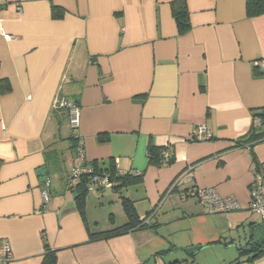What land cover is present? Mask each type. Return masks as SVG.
I'll use <instances>...</instances> for the list:
<instances>
[{
	"label": "crops",
	"instance_id": "1",
	"mask_svg": "<svg viewBox=\"0 0 264 264\" xmlns=\"http://www.w3.org/2000/svg\"><path fill=\"white\" fill-rule=\"evenodd\" d=\"M172 1L0 0V81L8 88L0 94V246L8 244L9 264H42L45 245L55 264H264V256L240 255L264 241L248 191L254 163L264 168V141L232 147L264 109V14L247 17L245 0H185L190 28L178 35ZM52 6L64 10L61 19ZM59 95L79 103L88 164L142 174L120 191L89 186L111 211L104 229L126 222L120 196L140 219L151 213L154 229L88 242V231L106 230L88 195L83 218L66 191L73 155L68 122L51 112ZM201 125L211 141L192 140ZM149 147L173 163L149 165ZM48 152L63 155L47 162ZM208 188L240 209L207 214L179 197Z\"/></svg>",
	"mask_w": 264,
	"mask_h": 264
},
{
	"label": "trees",
	"instance_id": "2",
	"mask_svg": "<svg viewBox=\"0 0 264 264\" xmlns=\"http://www.w3.org/2000/svg\"><path fill=\"white\" fill-rule=\"evenodd\" d=\"M171 15L175 22L176 29L178 35H182L188 32L189 25V16L186 7L185 0H175L170 3ZM245 10L246 15L249 18L258 17L264 14V1L263 0H245ZM64 15V10L58 6H52L51 8V17L53 19H61ZM7 85L4 81H0V94L7 90ZM56 100L64 101V106H53L52 114L61 122H68L69 124V133L66 138L67 149L72 152L73 160L82 151L84 155V147L82 138L78 133V126H72L70 124V120L73 118L75 109L79 111V103L75 100L68 99L67 97L59 95ZM107 137H99L100 141L105 142ZM213 138L209 137L207 141H211ZM264 141V109L256 110L252 113V125L249 133L243 137L235 141L232 145L234 148L247 147L251 149L254 145ZM206 142V141H204ZM165 149H159L156 147L148 148V163L149 165L162 166V165H171L173 163V158L165 151ZM164 152V153H163ZM167 154V157H164V154ZM47 154V162L49 158L54 155V159L57 158L56 152H48ZM52 159V157L50 158ZM85 161V158H84ZM1 164V163H0ZM73 164V163H72ZM255 171L262 175L264 179V168L257 163H254ZM83 166H87L91 169V172L86 174L82 173L80 175L79 181L75 187H69L68 178L66 181V191L72 193L75 206L77 210H79L80 214L83 218H85L84 214V201L87 195V190L89 186L95 187L97 190L104 189L102 178L108 179L112 185L111 188L114 191H120L122 188H126L127 186L138 182L141 180L142 174L136 173V175L131 174H121L118 173L116 167L114 165H109L107 169L104 171L100 170L96 164H88L86 161ZM260 166V167H259ZM72 168V167H71ZM120 205L122 211L125 214L126 222L122 225L114 226L109 228L106 231L102 232H90L88 231V242H94L99 240H106L113 237L123 236L134 232L135 230L141 229H154L155 225L150 223L149 217L151 213H148L144 219H140L136 213L134 202L124 196H120ZM264 241L261 243H251L248 245V248L240 251L241 254H252L249 257V261L255 258H259L264 256ZM191 257L193 254H190L191 251L188 252ZM56 261V252L49 249L47 245H45L44 259L42 264H55ZM170 264H188L184 262H173Z\"/></svg>",
	"mask_w": 264,
	"mask_h": 264
},
{
	"label": "built area",
	"instance_id": "3",
	"mask_svg": "<svg viewBox=\"0 0 264 264\" xmlns=\"http://www.w3.org/2000/svg\"><path fill=\"white\" fill-rule=\"evenodd\" d=\"M64 101L55 100L54 105L59 107L64 106ZM72 126L79 125V111L75 109L73 118L70 120ZM209 133L205 126L201 125L197 127L193 136V141L204 142L209 139ZM167 157V154H164ZM84 155L82 151L74 158L72 168L69 173L68 185L69 187H75L79 181L82 173H90L91 169L84 164ZM104 188H111L112 183L102 178ZM249 191V209L258 214L264 222V179L262 175L256 171L252 174V181L248 187ZM43 203H47L49 193L43 191L41 193ZM192 198L195 199L207 214H219L238 211L240 206L234 197H220L213 189H187L180 193V199ZM264 250V248H263ZM10 248L8 244L4 243L0 246V264H9L10 261Z\"/></svg>",
	"mask_w": 264,
	"mask_h": 264
},
{
	"label": "rangeland",
	"instance_id": "4",
	"mask_svg": "<svg viewBox=\"0 0 264 264\" xmlns=\"http://www.w3.org/2000/svg\"><path fill=\"white\" fill-rule=\"evenodd\" d=\"M65 125V124H64ZM64 130V134L66 133L65 132V129ZM63 155V154H62ZM62 155L59 156L58 159L62 158ZM88 195V194H87ZM86 195V196H87ZM88 200L91 201V207L89 209V211L93 214V215H96V217L98 218V220H100V225H99V230H106L104 228H108V224H107V219H108V215L110 214L109 212V209L106 207L107 210H101V208L98 206V201L96 199H94L90 194L88 195L87 197ZM108 205V204H107ZM113 210H116L117 211V208L116 209H113Z\"/></svg>",
	"mask_w": 264,
	"mask_h": 264
},
{
	"label": "water",
	"instance_id": "5",
	"mask_svg": "<svg viewBox=\"0 0 264 264\" xmlns=\"http://www.w3.org/2000/svg\"><path fill=\"white\" fill-rule=\"evenodd\" d=\"M37 175L40 177V182L41 183H44V182H46V173H45V170H44V168H40V169H38L37 170ZM180 180H181V178H179L172 186H171V188H170V190H169V193H171L175 188H176V186L179 184V182H180ZM184 191H186V190H184ZM183 192V191H182ZM180 197V196H179Z\"/></svg>",
	"mask_w": 264,
	"mask_h": 264
},
{
	"label": "clouds",
	"instance_id": "6",
	"mask_svg": "<svg viewBox=\"0 0 264 264\" xmlns=\"http://www.w3.org/2000/svg\"><path fill=\"white\" fill-rule=\"evenodd\" d=\"M182 193V192H181Z\"/></svg>",
	"mask_w": 264,
	"mask_h": 264
}]
</instances>
